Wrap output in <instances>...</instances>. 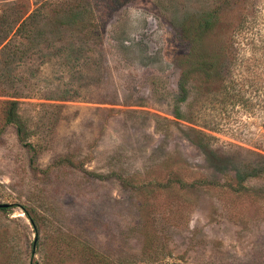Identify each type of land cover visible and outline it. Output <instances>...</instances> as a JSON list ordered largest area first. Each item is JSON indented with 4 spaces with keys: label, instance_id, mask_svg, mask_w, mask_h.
Returning <instances> with one entry per match:
<instances>
[{
    "label": "rangeland",
    "instance_id": "rangeland-1",
    "mask_svg": "<svg viewBox=\"0 0 264 264\" xmlns=\"http://www.w3.org/2000/svg\"><path fill=\"white\" fill-rule=\"evenodd\" d=\"M0 203V264H264V0H0Z\"/></svg>",
    "mask_w": 264,
    "mask_h": 264
},
{
    "label": "trees",
    "instance_id": "trees-1",
    "mask_svg": "<svg viewBox=\"0 0 264 264\" xmlns=\"http://www.w3.org/2000/svg\"><path fill=\"white\" fill-rule=\"evenodd\" d=\"M27 17H29V15ZM26 22H27L26 18L22 19L21 22L19 23V26L20 25H22V26L25 25ZM210 24L211 23L207 22V20H206V22L203 25L204 29L208 28V26ZM196 65L198 67L197 69H199L201 72H204L206 75H210V74H212L215 71V65L216 64H215L214 60L206 59L205 57L204 58L202 57L200 59V61ZM12 103L15 104V101H12ZM10 112H11L12 115L11 116L9 115L7 117V122H16L17 118H16V116L14 114L15 113L14 109H12ZM0 209L5 210V209H8V208L5 207V208H0Z\"/></svg>",
    "mask_w": 264,
    "mask_h": 264
},
{
    "label": "water",
    "instance_id": "water-1",
    "mask_svg": "<svg viewBox=\"0 0 264 264\" xmlns=\"http://www.w3.org/2000/svg\"><path fill=\"white\" fill-rule=\"evenodd\" d=\"M10 206L9 203H0V208H5V207H8Z\"/></svg>",
    "mask_w": 264,
    "mask_h": 264
}]
</instances>
